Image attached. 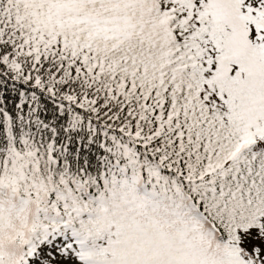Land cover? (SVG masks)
I'll return each mask as SVG.
<instances>
[{"label":"snow or ice","instance_id":"1","mask_svg":"<svg viewBox=\"0 0 264 264\" xmlns=\"http://www.w3.org/2000/svg\"><path fill=\"white\" fill-rule=\"evenodd\" d=\"M0 264H264V0H0Z\"/></svg>","mask_w":264,"mask_h":264}]
</instances>
